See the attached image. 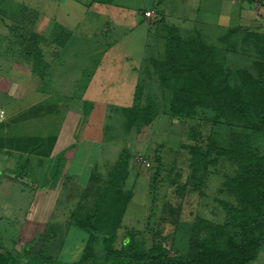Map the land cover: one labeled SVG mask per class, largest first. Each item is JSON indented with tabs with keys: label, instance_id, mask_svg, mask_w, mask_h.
<instances>
[{
	"label": "rangeland",
	"instance_id": "1",
	"mask_svg": "<svg viewBox=\"0 0 264 264\" xmlns=\"http://www.w3.org/2000/svg\"><path fill=\"white\" fill-rule=\"evenodd\" d=\"M25 7L35 15L32 28L21 25ZM55 24L64 32L56 33ZM166 24L183 39L200 35L223 48L219 38L238 28L233 48H226L230 86H241L240 68L259 75L254 38L243 39L264 32V7L254 0H0L2 74L28 96L35 88L46 94L12 108L22 130L6 152L14 170H0V249L12 251L11 264H26V250L46 231L54 235L42 252L50 264L78 262L88 233L73 218L93 213L109 187L112 204H126L112 247L121 248L132 233L136 247L147 251L159 232L169 254L180 258L188 255L200 218L223 223L225 206L239 204L226 187L238 164L212 144L229 148L250 134L252 150L264 154V136L217 124L212 113L204 120L172 113L178 88L175 82L164 88L156 71V63L165 67ZM31 32L44 38V79L29 75ZM124 152L126 173L112 181ZM65 155L72 156L70 168L51 177Z\"/></svg>",
	"mask_w": 264,
	"mask_h": 264
},
{
	"label": "trees",
	"instance_id": "2",
	"mask_svg": "<svg viewBox=\"0 0 264 264\" xmlns=\"http://www.w3.org/2000/svg\"><path fill=\"white\" fill-rule=\"evenodd\" d=\"M254 1L258 3L259 0ZM25 8L21 25L32 28L35 15ZM165 26L166 62L164 69L156 63V71L164 88L171 89L174 82L175 89L178 88L172 113L202 120L212 113L211 119L217 124H240L264 136V32L252 31L243 38L245 41L254 38L253 64L258 68L259 75L254 76L248 68H240L237 74L242 84L232 88L229 83L232 71L226 66L225 58L226 48H233L231 39L238 34V28H230L228 33L219 38L226 46L223 48L206 43L200 35L183 39L176 27ZM62 31L63 28L55 24V32ZM59 36L62 41L65 40L63 33ZM43 39L37 32H31L26 45L28 53L32 52L35 60L33 72L41 79L45 78L48 66L39 44ZM249 135L246 141L241 140V135L236 137L237 144L229 148L212 144V149L232 157L238 164L237 173L228 178L226 187L229 193L237 196L239 204L225 206L227 216L223 223H212L200 218V231L191 236L185 258L171 256L168 238L159 232L154 234L153 244L147 251L136 247L132 233L127 234L121 248H113L112 242L126 204L114 206L111 194L113 187H109L101 194L93 213L84 218H73V224L84 229L88 239L80 259L72 264H88L90 261L102 264H250L255 261L264 248V154L252 150ZM127 165L128 154L124 152L112 181L125 175ZM129 199L130 195L126 201ZM203 229L210 234L202 233ZM47 232L39 234L32 243V249L26 250V264L53 262L42 255L44 247L54 237ZM99 249L101 256L98 255ZM11 258V250L0 249V264H11Z\"/></svg>",
	"mask_w": 264,
	"mask_h": 264
},
{
	"label": "crops",
	"instance_id": "3",
	"mask_svg": "<svg viewBox=\"0 0 264 264\" xmlns=\"http://www.w3.org/2000/svg\"><path fill=\"white\" fill-rule=\"evenodd\" d=\"M257 4L261 8L264 7V5H260L259 3ZM3 70L4 66H0V108L6 109V118L4 122L0 124V170L6 169L7 172H10L11 170H14V167H10V164L12 163H9L10 156L6 152L10 150V146L18 142L17 132L22 130V126L18 127L16 125V120H14L16 117L13 115L14 110L12 108L17 102V100L25 99L26 97L33 98L32 95H35L37 97V100H41V98L44 97L46 94L41 92L38 88L32 90L33 92L30 93L31 95L29 96L26 94L25 91L20 92V90L23 88L19 84H17L15 80H12L13 78L10 77L11 75L2 74ZM28 71H30V76H36V74L33 72V68L32 70ZM18 128H20L21 130H18ZM20 141L23 143V136H21ZM57 162V167L55 166V168H53L55 172L51 175V177L58 176L61 172V168L63 167H65V169L63 168V172L66 173V169H69L71 166L72 156H62L58 158ZM48 167V165L47 167H45L46 170L48 169ZM44 174L45 172L42 171V176H44ZM250 264H264V248L260 251L258 258Z\"/></svg>",
	"mask_w": 264,
	"mask_h": 264
},
{
	"label": "built area",
	"instance_id": "4",
	"mask_svg": "<svg viewBox=\"0 0 264 264\" xmlns=\"http://www.w3.org/2000/svg\"><path fill=\"white\" fill-rule=\"evenodd\" d=\"M258 3L260 5H264V0H259ZM151 14H152V11H150V10L145 12V15H147V16H150ZM5 118H6L5 111L3 108H0V124H2L4 122Z\"/></svg>",
	"mask_w": 264,
	"mask_h": 264
}]
</instances>
